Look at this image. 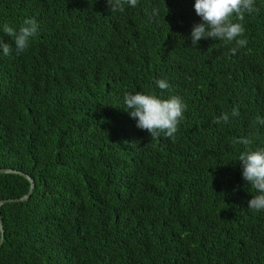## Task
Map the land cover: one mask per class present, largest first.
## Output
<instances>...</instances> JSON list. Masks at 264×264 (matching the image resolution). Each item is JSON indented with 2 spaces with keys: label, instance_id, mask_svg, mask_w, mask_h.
I'll return each instance as SVG.
<instances>
[{
  "label": "trees",
  "instance_id": "trees-1",
  "mask_svg": "<svg viewBox=\"0 0 264 264\" xmlns=\"http://www.w3.org/2000/svg\"><path fill=\"white\" fill-rule=\"evenodd\" d=\"M194 4L0 0V169L34 182L0 209V264H264V211L248 208L234 143L264 147V0L234 55V42L192 46ZM27 18L38 33L17 54L3 24ZM126 92L179 97L175 139L137 128ZM29 188L0 174V201Z\"/></svg>",
  "mask_w": 264,
  "mask_h": 264
},
{
  "label": "clouds",
  "instance_id": "clouds-1",
  "mask_svg": "<svg viewBox=\"0 0 264 264\" xmlns=\"http://www.w3.org/2000/svg\"><path fill=\"white\" fill-rule=\"evenodd\" d=\"M111 11L125 10V6L137 7L138 0H107ZM194 9L201 18V23L195 24L191 31L192 46H196L201 39H218L225 45L235 44L230 49L236 54L239 48L247 45V39H241L245 32L243 21L245 14L258 13L255 0H195ZM158 14L153 9L152 15ZM3 33L10 37L15 45L17 54L25 52L33 38L38 33V24L35 19H24L19 28L3 24ZM0 49L3 55L7 56L12 51V46L0 37ZM156 85L165 90L169 87L166 80H156ZM124 103L131 118L136 120V127L147 131L152 139H158L163 135L165 138L175 139L178 126L184 119L183 113L186 105L177 96L167 99L156 95L136 92L135 94L125 93ZM233 116H238L237 108L232 110ZM229 122V114L213 119L214 124ZM257 122L264 125V119L257 117ZM234 143L242 144L245 150L240 152L238 161L242 166V178L255 190L256 195L248 201V208L260 212L264 211V147L252 149L253 143L250 137H241Z\"/></svg>",
  "mask_w": 264,
  "mask_h": 264
},
{
  "label": "water",
  "instance_id": "water-1",
  "mask_svg": "<svg viewBox=\"0 0 264 264\" xmlns=\"http://www.w3.org/2000/svg\"><path fill=\"white\" fill-rule=\"evenodd\" d=\"M0 174L19 175V176L23 177L24 179H26L28 181V183L30 184V188H29L28 193L26 195L22 196L21 198L0 201V209L2 206L6 205V204L24 202V201L28 200V198L30 197V195L32 193L33 187H34V182L28 175H25L23 173H20V172L14 171V170H9V169H0ZM3 235H4V231H3V227L1 224V220H0V248L3 244Z\"/></svg>",
  "mask_w": 264,
  "mask_h": 264
}]
</instances>
